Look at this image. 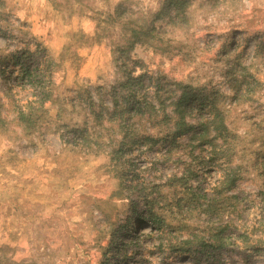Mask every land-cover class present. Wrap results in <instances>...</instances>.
Instances as JSON below:
<instances>
[{"label":"rangeland","instance_id":"1","mask_svg":"<svg viewBox=\"0 0 264 264\" xmlns=\"http://www.w3.org/2000/svg\"><path fill=\"white\" fill-rule=\"evenodd\" d=\"M163 1L0 0V57L17 63L0 73V264H264V243L254 253L243 245L246 234L238 237L233 226L224 249L201 248L195 240L183 244L186 227L214 218L174 208L185 185L167 180L192 169L187 187L208 198L220 175L209 165L189 166V147L164 158L166 147H130L122 158L128 177L120 180L105 153L71 143L68 132L82 128L86 114L92 126L87 96L93 111H105L107 89L126 66L143 74L146 93L161 87L166 104L176 98L167 92L181 82L195 95L193 106L214 103L223 111L235 137L232 164L241 178L228 194L239 201L241 215L229 218L247 234L262 226L252 238L264 234L257 195L264 183L252 166L264 160V0H191L183 29L165 26L163 15L151 47L120 54L129 32L108 17L122 8L142 24ZM23 67L35 75L34 86L20 81ZM233 79L242 85L235 100ZM44 96L49 100L35 114V125L19 124L17 107ZM100 128L94 131L103 137ZM149 208L159 221L153 229L136 221Z\"/></svg>","mask_w":264,"mask_h":264},{"label":"trees","instance_id":"2","mask_svg":"<svg viewBox=\"0 0 264 264\" xmlns=\"http://www.w3.org/2000/svg\"><path fill=\"white\" fill-rule=\"evenodd\" d=\"M190 4L191 0H164L163 6L151 17V20L147 21V19L141 18L140 22L142 24H139L137 19L134 20L131 16L125 15L122 8L116 9L113 16L108 17L109 21L115 22L119 27L120 25L125 26L126 31L129 32L125 45L119 46L117 51L120 54H125L126 51L131 50L136 45L151 47L153 45L152 38L157 29V20L162 19L161 16L163 15L167 18L165 26L183 29V25L187 23L186 9ZM124 62L125 60L121 66L125 65ZM8 64L16 67L17 63L13 59L2 61L0 57V73L2 75L6 74ZM125 68L120 73V80L117 85L109 90L107 89L110 106L102 108L106 112L93 111L95 105L91 98L87 96V111H90L89 114L92 116V126L88 124L86 114L82 123L83 127L71 129L68 132L73 134L71 143H74L76 147L79 146L80 151L94 154L105 153L111 164H113L120 180L123 177L125 179L128 177L124 172L126 161L122 162V158L130 147L140 145L147 150H153L158 145L160 148L166 147L163 150L164 152L161 151L160 153L161 158L168 155L174 148L189 147L188 158L190 161L187 162L189 166H192V162L209 165L214 170L219 168L220 172H217L220 175L208 198L187 187V175L194 172L192 169L185 168L187 175L183 173L181 177L177 178L174 174L167 180L170 186L176 179H179L185 185L186 193L178 198L174 208L185 213L188 212V208L198 211L197 219L201 216L214 218L210 223H203L202 225L199 223L198 228H194L196 227L194 224L186 227L188 231L186 234L187 240L183 244L189 245L195 240L201 248L224 249L227 241L225 232L233 226L241 231L238 237H241L244 233L246 234L243 238V245L254 253H259L260 247L264 243V234L261 231L259 236L253 238L252 236L255 233L257 234L258 229L262 226L256 228L255 232L252 231L253 234H247L246 229L234 226L233 218H229L233 217L234 214L239 216L240 213L238 210L239 201L236 200L234 195H229L228 192L233 189L241 176L238 173V166L232 164L234 156L232 144L235 137L228 131L223 111L218 109L214 103L208 108L203 104L193 106L190 99L194 98L195 95L191 94L189 87L181 82L174 83V90L170 89L167 92L175 95L176 98L166 104L168 100L161 98V95H163L161 87L154 89L151 94L146 93V91H143L142 86L143 74L135 76L136 68L129 66ZM21 72L23 78L20 81L27 80V83L34 86L32 84V79L35 77L33 72L26 67H23ZM34 82L37 83L36 80ZM233 82L232 90L235 100L242 94V85H239L236 79H233ZM257 82L252 79L250 83L257 84ZM244 83L242 81V84ZM48 100L49 96H44V98L34 100L31 103L25 102V105L18 106L16 109L17 122L26 127L35 125V114L43 108ZM167 108H170V110H167ZM202 110H205V112ZM195 115H199L198 118L194 119ZM103 123H107V127H102ZM97 126L101 127L99 130L101 133H105V136L102 137L94 131V127ZM181 139H185L184 144ZM64 143L67 142L64 140ZM184 155L182 154V156ZM261 160L255 159L252 166L257 169L255 170L256 173L261 174L264 183V160ZM222 164L226 165L223 170L221 168ZM123 186L124 184H121L120 189H125V186ZM257 195L260 196V201L264 204V189L259 190ZM145 204L148 206L149 202ZM146 214L147 217L145 218L137 216L136 221H140L139 223L149 222L150 229L159 225V221L154 218L155 215L150 208Z\"/></svg>","mask_w":264,"mask_h":264}]
</instances>
